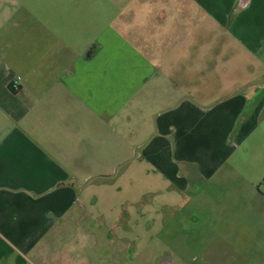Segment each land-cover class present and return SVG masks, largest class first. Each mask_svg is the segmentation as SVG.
Here are the masks:
<instances>
[{
  "label": "rangeland",
  "instance_id": "1",
  "mask_svg": "<svg viewBox=\"0 0 264 264\" xmlns=\"http://www.w3.org/2000/svg\"><path fill=\"white\" fill-rule=\"evenodd\" d=\"M17 1L22 5L20 18L31 22L32 66L74 70L83 67L88 54L91 57L101 50L106 67L115 73L107 79L108 86L101 88L110 99L118 102L122 97L119 86L132 83L126 89L130 97L125 106H116L117 114L100 119L104 139L85 136L80 140L83 152L77 161L80 171L93 175L84 186V196L94 199V212L105 214L121 230L120 236L115 237L114 245L98 246L105 234H95L103 224L101 219L94 220L89 223L93 231L84 238L92 249L74 247L79 239L69 237L47 249L37 264H156L162 254L169 256V264H264V99L257 127L245 139L234 140L233 124L226 141L228 153L222 151L223 146L218 151L219 135L200 147L203 156H209V164L214 163L207 181L197 175L196 163L188 168V164L174 161L180 165L177 173L166 174L156 171L139 153L157 131L155 116L179 103L182 90L198 88L196 97L186 96L198 105L204 101L200 97L223 93L218 98L222 103L228 90L239 92L240 88L239 95L263 96V91H257L264 87L261 6L247 5L238 11L233 3L223 12L226 17L220 38L216 31L198 27L180 44L177 36L191 26L193 30L206 16L197 11L195 20H189L182 0ZM236 19L259 39L249 50L261 47V52H247L226 31ZM256 20L261 26L254 25ZM45 52L49 53L45 62H35ZM151 67L159 71L149 74ZM94 68L98 69L96 65L87 69ZM167 68L176 71L167 76ZM139 73L148 74L142 75V83L137 80ZM192 91L184 92L194 95ZM86 112L79 108L80 116ZM246 114L242 110L235 122ZM147 139L134 153L136 145L131 149V144ZM190 141L198 143L194 138ZM129 154L134 158H122ZM164 175L174 176L167 180ZM187 183L192 193L186 196L174 189ZM71 242L73 247H69Z\"/></svg>",
  "mask_w": 264,
  "mask_h": 264
},
{
  "label": "crops",
  "instance_id": "2",
  "mask_svg": "<svg viewBox=\"0 0 264 264\" xmlns=\"http://www.w3.org/2000/svg\"><path fill=\"white\" fill-rule=\"evenodd\" d=\"M238 2L182 0L183 11L187 12L189 20H195L197 11L205 13L206 20L198 21L193 30L192 26L189 27L191 24H187L189 30L177 36L180 44L192 37L198 27L216 31V38H220L226 17L223 12L233 3L236 10H243L238 9ZM253 5L261 6L264 16V0H250L248 6ZM21 10L22 5L17 0H0V264H37L47 249L56 248L57 243L61 244L69 237L79 239L74 247L92 249L84 238L93 231V225L89 226V223L94 220L101 219L103 224L102 230L95 234H105L98 239V246L114 245L115 237L120 236L121 231L107 220L105 214L94 212V199L84 196L83 191L93 175L80 171L77 161L79 153L83 152L80 140L85 136L96 141L104 139L100 119L117 114L116 106L120 109L125 106L130 97L126 95V89L132 88V83L119 86L118 93L122 97L118 102L110 99L101 88L108 86L107 79L115 73L106 67L101 50L91 57L88 54L83 67L74 70L32 66V43L28 38L31 22L21 19ZM239 21L236 19L228 25L231 27L229 31L225 27L226 31L236 37L247 52H261V47L249 50L253 43L259 44V39L249 34L250 28ZM261 23L256 20L254 25L261 26ZM48 54H40L35 62H45ZM89 65H96L98 69H87ZM156 71L159 69L151 67L149 74ZM165 71L167 76H172L176 70L167 68ZM142 75L148 74L139 73L138 83H142ZM17 78L21 79L20 85L18 90H13L10 85ZM189 89L194 95L184 92ZM189 89L182 90L180 102H174L178 104H171L155 116L157 131L152 133L154 137L139 153L156 171L166 174L177 173L176 167L180 165L174 161L186 163L188 168L196 163L197 175L207 181L214 172V163L209 164V156H203L205 153L200 147H204L209 138L219 135L221 145L218 151L223 146L222 151L228 153L226 141L233 124L237 142L251 134L257 127L264 87L257 90L263 91V96L239 95L243 90L240 88L239 92L228 90L222 103L218 98L223 93L208 99L200 97L204 100L200 105L186 98L195 96L198 88ZM251 99L253 102L247 114L235 122ZM80 107L94 118H90L87 112L80 116ZM103 119L106 123L105 117ZM193 138L198 143H191ZM141 140L131 144V149L134 145L138 149L149 139ZM131 157L129 154L122 158ZM174 175L164 177L171 180ZM69 247H73L72 242Z\"/></svg>",
  "mask_w": 264,
  "mask_h": 264
},
{
  "label": "flooded vegetation",
  "instance_id": "3",
  "mask_svg": "<svg viewBox=\"0 0 264 264\" xmlns=\"http://www.w3.org/2000/svg\"><path fill=\"white\" fill-rule=\"evenodd\" d=\"M137 150V148L135 147V151ZM135 151H134V153H135ZM131 158H134V157H131ZM131 158L130 159H128V160H131ZM200 178V177H199ZM201 179V178H200ZM172 183V182H171ZM172 186H173V184H172ZM191 187L189 186V183H187L183 188H181V189H179V188H176L175 186H174V189L178 192V193H180V194H182L183 196H186L187 194H188V192H191V189H190ZM184 216H185V214H184ZM185 218H186V216H185ZM156 264H169V256H167V255H165V254H162V256L157 260V262H156Z\"/></svg>",
  "mask_w": 264,
  "mask_h": 264
},
{
  "label": "water",
  "instance_id": "4",
  "mask_svg": "<svg viewBox=\"0 0 264 264\" xmlns=\"http://www.w3.org/2000/svg\"><path fill=\"white\" fill-rule=\"evenodd\" d=\"M250 0H239L238 2V9H244L248 3H249ZM253 102V99H251L247 105H246V108H245V112L249 110V107L251 105V103Z\"/></svg>",
  "mask_w": 264,
  "mask_h": 264
},
{
  "label": "built area",
  "instance_id": "5",
  "mask_svg": "<svg viewBox=\"0 0 264 264\" xmlns=\"http://www.w3.org/2000/svg\"><path fill=\"white\" fill-rule=\"evenodd\" d=\"M20 81H21L20 78L15 79V80L11 83L10 87H11L13 90H18V87H19V85H20Z\"/></svg>",
  "mask_w": 264,
  "mask_h": 264
}]
</instances>
